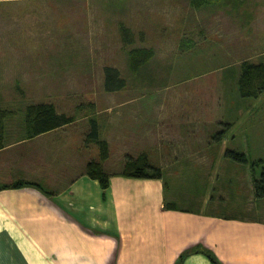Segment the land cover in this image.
<instances>
[{
	"label": "rangeland",
	"instance_id": "374dc122",
	"mask_svg": "<svg viewBox=\"0 0 264 264\" xmlns=\"http://www.w3.org/2000/svg\"><path fill=\"white\" fill-rule=\"evenodd\" d=\"M252 41L258 42L254 48ZM245 61L264 62V0H0L2 135L25 130L29 104L52 103L87 133L90 119L101 123L107 154L101 143L89 141L99 151L91 160L104 173L122 172L128 162H149L139 153L137 135L136 146L124 141L121 155L105 140L134 110L155 107L158 134L176 135L193 109H209L221 115V130L230 125V134H243L250 159L248 166L238 162L237 170L253 169L254 181L264 167V89L241 96ZM106 66L119 71L121 88H105ZM106 126H112L107 133ZM233 172L225 176L221 197L253 184L247 177L235 182L243 173ZM244 191L240 200L246 203Z\"/></svg>",
	"mask_w": 264,
	"mask_h": 264
},
{
	"label": "crops",
	"instance_id": "0c3cea01",
	"mask_svg": "<svg viewBox=\"0 0 264 264\" xmlns=\"http://www.w3.org/2000/svg\"><path fill=\"white\" fill-rule=\"evenodd\" d=\"M143 110H134L105 140L121 155L124 141L136 146L137 135L139 153L161 177L107 171L105 188L86 173L87 162L99 157L85 140L87 127L74 121L32 137L23 129L3 134L0 264H264V197L253 198L252 183L221 197L227 173H243L235 182H253L256 175L237 170L239 163L227 152L249 158L243 134H230V125L221 130V115L209 109H193L194 117L180 124L183 132L158 134L155 107ZM242 187L246 203L240 200Z\"/></svg>",
	"mask_w": 264,
	"mask_h": 264
},
{
	"label": "trees",
	"instance_id": "16d2710c",
	"mask_svg": "<svg viewBox=\"0 0 264 264\" xmlns=\"http://www.w3.org/2000/svg\"><path fill=\"white\" fill-rule=\"evenodd\" d=\"M204 1V0H198ZM105 73V88L107 90H114L121 88L124 85V80L120 77L119 71L112 67L106 66L104 68ZM239 91L241 96H254L256 97L264 89V62L254 63L251 61H245L242 63V70L238 81ZM3 111L0 109V147H2V132H3ZM72 121L71 116H66L56 110L52 103L39 102L35 104H29L25 111V132L26 136L32 137L42 132L60 127ZM2 135V136H1ZM86 140L96 141L103 146V154L106 157L107 148L103 140L99 138V128L97 122L94 119H90V131L86 134ZM231 159L239 162L246 163V157L244 153H238L236 151H227ZM144 161V160H143ZM128 163H130L128 165ZM126 163V168L123 169L122 174L134 177H161V171L159 168L151 167L148 163L131 161ZM147 168L154 171L152 174L148 173ZM86 173L97 178L100 185L105 188L108 186V173H104L101 170L99 164L90 160L86 164ZM29 183V182H26ZM22 182L15 183L14 186H18ZM31 185H37L29 183ZM253 189L256 197H264V167L258 176L253 181ZM213 259V258H212ZM214 264H221L214 259Z\"/></svg>",
	"mask_w": 264,
	"mask_h": 264
}]
</instances>
